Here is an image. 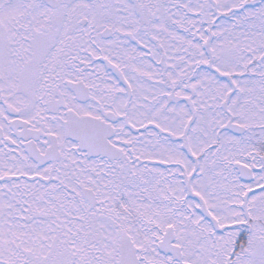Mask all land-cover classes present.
<instances>
[{
	"label": "rangeland",
	"instance_id": "374dc122",
	"mask_svg": "<svg viewBox=\"0 0 264 264\" xmlns=\"http://www.w3.org/2000/svg\"><path fill=\"white\" fill-rule=\"evenodd\" d=\"M60 2L61 9L69 11L71 8V11L76 12L73 14L76 18L81 12L84 13L92 19L91 25L101 30L105 26L111 28L116 25L120 30L136 32L139 23L134 9H145L151 14L148 23L146 16L142 21L151 27V35L166 53L165 68L160 70L159 81L162 85L167 82L172 88L158 85L156 88L159 92L149 87L151 96L147 113L135 112L133 119L140 125L147 121L158 124L164 135L170 133V130L175 131L177 143L164 146L167 155L160 158L161 160L155 152L147 155L152 163L149 166L142 165L140 157L136 156L135 168L131 175H138L137 185L145 191L143 194L134 191V185L126 187L128 183L120 185L105 176H95L93 168L90 167L81 178L82 185L91 186L108 197V200L103 199L101 210L96 211L84 201L81 188L73 180L69 183L55 176L54 182L49 185L48 194L45 190L36 194L33 184L26 181L20 183L13 175L15 172H10L16 167V161L8 162L7 170L0 168V180L8 177L13 182L5 185L0 183V254L7 253L6 257H0V264H4V261L7 262L13 256L15 245L22 247V250H31L28 255H21L22 258L16 264H49L45 260L46 254L54 240L57 245L55 252L62 251V257H57L56 264H62L61 259L65 264H115L119 235L129 231L142 250L141 255L145 260L143 264H170L168 257L158 253L156 242L151 239L155 234L150 236L154 232H148L147 229V224H160L156 215L162 216L167 207L163 202L170 191L164 188L165 182L157 185L164 180L165 171L167 175L172 173L182 177L181 193L178 194L176 188H171L175 194L170 196L176 201L182 197V240L185 252L183 264H224L244 229L248 230L244 226L233 228L226 235H216L213 239L209 227L195 214V203L185 197V181L189 175H192L195 191L203 196L212 213L222 224L241 223L251 227L248 240L241 249V252L246 249L245 252L236 253L230 264H264V173L258 176L254 184L243 185L238 182L234 166L254 154L249 149L250 138L240 139L225 133L220 140L217 139L219 128L229 120L221 105L231 86L217 75L202 72L198 67L200 62L208 59L203 44L211 36L213 65L222 74L233 75L237 89L229 104L230 113L235 122L249 128L257 127L259 121L264 118V0ZM26 9L29 12L21 13ZM47 10L48 7L41 0H0V18L9 21L10 16H14L19 24L23 16L31 11L34 19L42 24L48 19ZM166 17H169L170 21ZM175 26L180 29L176 30ZM109 42L102 44L107 57L112 56L110 52L114 46V42ZM149 46L156 49L154 44ZM87 48L92 49L88 40ZM122 51L117 58L118 64L126 75L134 80L133 99L139 101L142 98L140 92L148 89L141 72L149 67V60L138 50H130L129 52L135 53V57L131 58L133 55L129 54L130 60L127 64V52L125 49ZM255 57L257 63L251 65ZM122 60L125 62H120ZM253 74L258 77L252 78ZM168 94L172 95L169 101ZM177 98L183 100L178 101ZM188 98L197 111L194 118L190 104L184 100ZM181 140L182 143L188 144V149H184L185 145L183 150L180 148ZM255 146L258 149L256 153L264 150L262 144ZM173 147L180 150L176 152V161L181 166L176 168L158 162L174 161V153L170 149ZM143 154L146 152L143 151ZM195 157L198 158L199 166L193 172ZM154 161L158 166L153 164ZM258 162L259 160L255 161L256 164ZM90 164L88 166H96ZM145 172L148 174L144 175ZM99 179L103 184L99 185ZM61 180L65 187L71 186L69 193L58 188ZM120 189L122 190L119 191ZM3 190H6V193L13 190L17 192V199L24 198L26 204H32L35 215L26 218L17 202L13 205L8 196L5 198L2 195ZM126 193L131 201L130 207L124 210L119 205L117 208V202L122 201ZM247 195L248 204L245 206L243 203ZM96 212L103 220H96L99 218ZM133 216L138 218L137 228L143 233L142 237L131 222ZM55 235L58 239L54 238ZM1 243L6 249L2 248Z\"/></svg>",
	"mask_w": 264,
	"mask_h": 264
},
{
	"label": "flooded vegetation",
	"instance_id": "af4514ba",
	"mask_svg": "<svg viewBox=\"0 0 264 264\" xmlns=\"http://www.w3.org/2000/svg\"><path fill=\"white\" fill-rule=\"evenodd\" d=\"M61 4L57 9L49 10L48 19L42 24L31 13L24 15L20 24L14 16H10L9 21L0 18V168L7 170L8 162L16 161V167L10 172H15L13 175L20 183L26 181L33 184L36 194L40 190L48 194L49 185L54 182L55 176L69 183L73 180L80 185L81 178L88 171L86 160L97 161L94 174L115 180L120 175L132 177L136 153L141 160V157L146 160L150 159L147 155L155 152L161 160L167 155L164 146L169 143L158 124L147 121L140 125L133 119L135 112L147 113L151 96L149 87L159 92L156 88L158 85L172 88L167 82L162 85L159 81L160 70L165 68L166 53L151 35V27L142 24V18L146 16L148 23L151 14L147 10L136 12L139 23L136 32L120 30L115 25L104 33L106 26L102 30L96 29L91 25L92 19L87 25H79L85 19L84 13L81 12L76 18L73 15L75 11L63 10ZM60 13L63 15H58ZM87 40L92 49L87 48ZM107 42H114L110 52L112 56L109 57L105 55L102 45ZM150 44L156 45V49ZM122 49L127 52V64L129 54L133 55L131 58L135 57L134 50L149 60V67L141 72L148 89L140 92L142 98L139 101L133 99L134 80L118 64L117 58L122 54ZM138 78L140 81L139 75ZM86 116L95 118L99 125L109 130L108 143L120 151L116 160L105 154L90 157L87 152L80 150L77 142L69 138V126ZM122 126L127 129L125 135L132 136L131 141L120 136ZM170 131L173 140L177 136L175 131ZM245 135L264 138V134L259 129L255 132L254 127ZM56 146L60 156L58 160H54L51 155ZM178 150L173 149V167L177 163ZM242 164L259 169L251 183L264 171V157L260 159L258 167L251 159ZM181 179L177 175L169 178L168 186L176 188L178 194L181 193ZM3 182L5 185L12 180L6 177L0 180L1 184ZM163 182L166 184L168 179L164 178L157 185ZM98 183L103 184L100 179ZM187 183L192 185V177ZM64 184L61 180L58 188L69 193L71 186L65 187ZM17 194L13 190L4 196H8L14 205ZM96 194L98 210L103 206V199L108 200V197L102 192ZM23 199L17 202V206H20L26 218H30V215H35L33 206L29 202L26 204ZM163 204L168 208L162 216L156 215L160 224H147V229L148 232H154L150 236L155 234L151 239L155 240L158 253L173 261V254L160 250V244L168 238L172 240V246L184 252L182 201L164 200ZM133 218L131 222L136 227V219ZM248 227L251 230L250 225ZM129 232L121 233L120 239L123 236L131 238ZM23 250L31 252L29 248Z\"/></svg>",
	"mask_w": 264,
	"mask_h": 264
},
{
	"label": "water",
	"instance_id": "95a60500",
	"mask_svg": "<svg viewBox=\"0 0 264 264\" xmlns=\"http://www.w3.org/2000/svg\"><path fill=\"white\" fill-rule=\"evenodd\" d=\"M49 3L52 2V6L53 5V0H47ZM225 108H226V103L224 104ZM231 126L232 129L236 130V132L239 131V127L237 125H229ZM71 132H73L76 136H74V138H76L77 140L81 141V143L85 146L86 143L87 145H92V146H96V142L99 141V138L97 136V134L93 133L91 134H84V135H78L77 130H71ZM89 148V147H87ZM84 195L92 202V205H95V197L93 196L91 191H85ZM123 264H138L137 260H136V256H135V252L132 249L131 244L128 241L124 242L123 245Z\"/></svg>",
	"mask_w": 264,
	"mask_h": 264
}]
</instances>
